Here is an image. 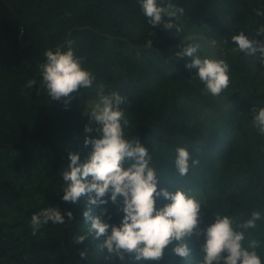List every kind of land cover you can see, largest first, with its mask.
<instances>
[{"label":"trees","instance_id":"obj_1","mask_svg":"<svg viewBox=\"0 0 264 264\" xmlns=\"http://www.w3.org/2000/svg\"><path fill=\"white\" fill-rule=\"evenodd\" d=\"M141 2L0 0V264H138L127 253L123 260L110 256L99 246L103 238L94 235L75 244L91 227L83 215L87 197L77 203L62 199L69 153L84 162L92 151L84 145V128L91 119L88 100L99 99L101 86L105 95L126 97L125 137L150 151L158 191L183 190L195 197L201 204L200 230L217 214L232 217L236 230L245 232L244 246L259 241L264 260V219L247 231L238 227L254 211L264 216V134L253 123L256 110L264 107V64L258 54L234 51L231 40L240 31L250 40H264L257 35L264 17L256 15L264 11V0H157L184 9L172 20L182 28L179 33L151 27ZM200 36L215 41L229 65L230 85L218 97L205 92L197 69H187L195 57L175 58L187 38ZM70 42L96 81L66 106L65 99L52 100L40 87L39 65L45 51H67ZM30 79L37 85L27 89ZM178 147L198 161L189 162L184 176L175 167ZM168 203L159 197L156 207ZM47 207L71 211L75 220L49 223L32 235L31 216ZM122 208V197L116 204L109 198L107 205L91 206V215L119 225ZM186 242L187 258L175 255L173 244L161 261L139 264H203L205 237L194 234ZM84 250L86 258L79 255Z\"/></svg>","mask_w":264,"mask_h":264},{"label":"clouds","instance_id":"obj_2","mask_svg":"<svg viewBox=\"0 0 264 264\" xmlns=\"http://www.w3.org/2000/svg\"><path fill=\"white\" fill-rule=\"evenodd\" d=\"M141 7L151 27L166 30L175 28L178 33L182 31L172 20L183 15V8L173 10V5L164 7L157 0H142ZM256 15L264 17V11L256 10ZM257 35L264 37V24L257 29ZM231 40L237 45L234 51L246 56L258 54V61L264 64V40H250L244 31L233 35ZM224 42L227 43L226 40ZM71 43L67 51H62L59 47L54 51H45V62L39 65L42 77L40 87L52 100L65 99L66 106L75 93L82 88H91L96 81V76L82 67L81 59L75 56ZM147 46L152 47L151 40L147 41ZM199 47L189 44L176 53L175 58L195 57L186 65L187 69H197L196 76L203 83L205 92L218 97L230 85L229 65L222 59L195 55ZM36 85L37 80L30 79L24 87L31 89ZM98 97V102L88 114L90 123L84 128V145H91L92 151L84 162H81L78 153H69L70 164L61 174L64 182L63 201L77 203L81 198L87 197L89 205V210L83 215L85 220L91 221V227L85 235L75 237L74 243L83 245L89 236L94 235L97 240L103 238L99 246L106 249L110 256L123 260L127 253L139 264L161 261L166 249L173 244L175 255L187 258L190 248L186 241L196 234L205 237L202 247L203 264H264L257 252L260 242L252 240L245 247V232L237 231L233 226V218L228 215L217 214L213 224L197 231L200 223V202L183 190L158 191L157 173L150 166V151L138 139L125 137L124 129L129 121L121 105L126 102V97L119 93L105 95L102 86ZM256 112L253 123L264 134V107ZM97 136L100 138H96ZM190 161L193 165L198 163L186 148L178 147L175 167L181 176L187 175ZM119 197L123 198L121 210L124 213L119 225L106 222L102 216L91 215V206L107 205L109 198L116 204ZM159 197L170 203L157 209L156 202ZM106 212L105 208L103 214ZM262 219L264 216L261 212L254 211L251 218L238 227L247 231L255 228L257 221ZM74 220L71 211L62 212L58 207L44 208L31 216L32 235H36L49 223L65 225ZM79 255L86 258V250Z\"/></svg>","mask_w":264,"mask_h":264},{"label":"rangeland","instance_id":"obj_3","mask_svg":"<svg viewBox=\"0 0 264 264\" xmlns=\"http://www.w3.org/2000/svg\"><path fill=\"white\" fill-rule=\"evenodd\" d=\"M189 44L200 46L198 53L196 55H199L201 58H211V59L220 60V56H223L222 54H219L220 50L215 41H205L201 36L197 38L189 37L180 46L187 47ZM96 102H98V100L95 99L88 100L87 113L91 111L92 106ZM198 230L200 231V228H198Z\"/></svg>","mask_w":264,"mask_h":264}]
</instances>
